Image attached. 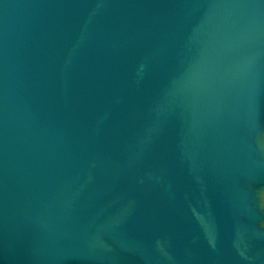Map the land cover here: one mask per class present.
I'll list each match as a JSON object with an SVG mask.
<instances>
[{
	"label": "water",
	"instance_id": "95a60500",
	"mask_svg": "<svg viewBox=\"0 0 264 264\" xmlns=\"http://www.w3.org/2000/svg\"><path fill=\"white\" fill-rule=\"evenodd\" d=\"M0 264H264V0H0Z\"/></svg>",
	"mask_w": 264,
	"mask_h": 264
}]
</instances>
